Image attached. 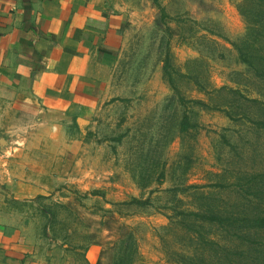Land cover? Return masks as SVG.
<instances>
[{
	"label": "rangeland",
	"instance_id": "obj_1",
	"mask_svg": "<svg viewBox=\"0 0 264 264\" xmlns=\"http://www.w3.org/2000/svg\"><path fill=\"white\" fill-rule=\"evenodd\" d=\"M123 1V47L91 125L41 145L31 135L53 129L39 112L0 110L1 205L79 264L92 245L100 264L124 251L126 264H264V230L245 221L264 214V78L235 47L254 41L250 0ZM24 166L37 190L18 200L6 180ZM208 208L225 223L188 215Z\"/></svg>",
	"mask_w": 264,
	"mask_h": 264
},
{
	"label": "crops",
	"instance_id": "obj_2",
	"mask_svg": "<svg viewBox=\"0 0 264 264\" xmlns=\"http://www.w3.org/2000/svg\"><path fill=\"white\" fill-rule=\"evenodd\" d=\"M123 5V0H0V110L39 112L40 127L53 133L31 135L35 142L54 145L62 137L70 139L69 130L82 131V121L91 125L119 62ZM20 152L15 158L28 156ZM19 169V181L12 170L6 181H12L15 199H27L37 187L22 176L29 174L26 166ZM42 245L0 203V264L81 261L77 251ZM83 254L85 264H98L101 246Z\"/></svg>",
	"mask_w": 264,
	"mask_h": 264
},
{
	"label": "trees",
	"instance_id": "obj_3",
	"mask_svg": "<svg viewBox=\"0 0 264 264\" xmlns=\"http://www.w3.org/2000/svg\"><path fill=\"white\" fill-rule=\"evenodd\" d=\"M244 5L247 6V9L245 8V11L249 12L246 14L244 11V7H242V13L248 21V29L251 32V37L254 38V41L252 44H248L246 42V39L248 38L247 34V36L242 39L240 43L235 44V47L238 50L240 62L246 64L249 68H251L255 72L257 77L264 78V55L261 54V50H264V45H262V43L264 44V0H250L247 2V4ZM169 65V60L166 59L164 65L165 74L169 76L168 81L171 86L174 87V79L169 72ZM185 125L186 122H183L182 132H185L187 129ZM262 125L264 126V122H262ZM188 215L197 218L204 217V219L208 220L209 222L217 223L219 225H223L225 223V218L220 214V212H215L213 208H208L203 212V214L193 213ZM245 221L247 223V227L250 229L264 230V214H258L254 217L247 216ZM124 242H126V240H123V243ZM125 246L128 247L127 244H125ZM123 253V256L118 259V262L116 264H126V251H124Z\"/></svg>",
	"mask_w": 264,
	"mask_h": 264
}]
</instances>
